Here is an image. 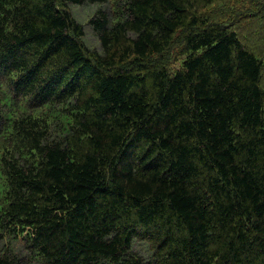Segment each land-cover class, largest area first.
Instances as JSON below:
<instances>
[{
    "label": "trees",
    "instance_id": "obj_1",
    "mask_svg": "<svg viewBox=\"0 0 264 264\" xmlns=\"http://www.w3.org/2000/svg\"><path fill=\"white\" fill-rule=\"evenodd\" d=\"M107 1L0 0V264H264V0Z\"/></svg>",
    "mask_w": 264,
    "mask_h": 264
},
{
    "label": "rangeland",
    "instance_id": "obj_2",
    "mask_svg": "<svg viewBox=\"0 0 264 264\" xmlns=\"http://www.w3.org/2000/svg\"><path fill=\"white\" fill-rule=\"evenodd\" d=\"M252 2H255V0H252ZM256 5L260 6L261 0H258L256 2ZM67 6L71 10V14L74 17V19L78 23H80L83 27L84 35L82 37V40L86 45V47L89 49H95L99 52H102L99 36L96 33V31L93 29V27L89 24V20L97 10L109 11L112 18H117L119 15H117L118 13L115 11L114 0L107 1L106 3H102V4H97V3L91 4L88 2H84L82 4L67 3ZM248 27L249 25L247 26V28ZM243 30L245 29H242L240 32H242ZM6 244H9V242H6ZM10 244H11L10 248L14 253H20L23 258L27 259L26 254H28L29 252L25 249L22 240L10 239ZM132 248L134 252H136L138 255H141L145 259H149V256L151 255V250L148 248L145 242L135 240L132 245Z\"/></svg>",
    "mask_w": 264,
    "mask_h": 264
}]
</instances>
